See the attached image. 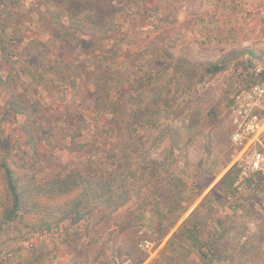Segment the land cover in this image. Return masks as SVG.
Returning <instances> with one entry per match:
<instances>
[{
	"label": "rangeland",
	"instance_id": "1",
	"mask_svg": "<svg viewBox=\"0 0 264 264\" xmlns=\"http://www.w3.org/2000/svg\"><path fill=\"white\" fill-rule=\"evenodd\" d=\"M143 1L148 9L145 21L123 16L122 10L118 19L130 29L122 26L107 40L111 47L120 30L131 34L124 40L130 48L106 63L115 77L110 81L113 98L123 111L109 124L111 133L94 137L97 120L92 113H100L92 111L93 97L84 91L81 98L58 84L36 89L32 83L29 88L25 78L15 80L12 73L8 84L16 86L24 109L15 114L0 86V264H136L130 239L137 240L139 251L143 240L152 241L148 252H140L144 256L140 264H264V179L255 176L250 185L247 179L254 174L242 177L238 165L229 167L233 83L250 78L251 68L264 62V0ZM30 12L36 16V11ZM142 24L146 31L137 37ZM53 33V28L40 23L22 31L20 52L30 58L27 46L38 48L40 41L46 50L58 47ZM41 56L43 65L53 58L49 53ZM63 56L67 62L78 61L77 51ZM215 65L224 67L215 74L207 71ZM138 107L150 115L131 125V111ZM27 122L48 130L36 151L21 127ZM132 129L139 137L135 143ZM80 130L84 136H76ZM127 146L135 155L137 174L147 168L148 159L164 163L162 169L173 177V192L178 193L174 197L181 198L183 206L190 205L174 225L171 222L181 209L170 211L168 220L166 206L157 207L160 191L153 184L138 188L142 193L111 217L97 218L90 233L87 223L72 216L56 224L68 201L48 191V186L38 198L44 226L34 230L30 214L6 219L12 196L3 162L20 184L48 185L50 177L60 172L75 169L94 176L125 163ZM258 148L264 152V137ZM234 168L239 171L235 184L239 189L230 196L204 200ZM143 182L137 180L136 185ZM195 208L199 212L186 226L193 237L178 238L167 248L172 234Z\"/></svg>",
	"mask_w": 264,
	"mask_h": 264
},
{
	"label": "trees",
	"instance_id": "2",
	"mask_svg": "<svg viewBox=\"0 0 264 264\" xmlns=\"http://www.w3.org/2000/svg\"><path fill=\"white\" fill-rule=\"evenodd\" d=\"M131 1L135 0H0V62H3L2 66L0 64V86L8 94L7 105L13 113L22 114L24 109L20 108L22 100L17 96L16 86L10 87V84H8L9 75L12 73L16 75L15 80L25 78L29 88L32 83L35 84L36 89L42 88L41 85L45 84H58L63 88L67 87L76 95L79 94L81 98L84 97V94H82V91H84L86 96L93 97L92 111L100 113L99 115L92 113L97 120L96 125L93 126L94 137L101 135V133H111L112 130L109 124H114L115 119H118L123 111L119 100L113 98L114 93L111 92L110 81L114 82L115 77L109 72L106 63L109 57L111 59L117 58L122 50L130 48L128 45L124 46V40L131 34L130 31L123 32V30H120L119 38L113 40L111 47H107V40L112 38L111 35L117 29H121L122 26L130 29L128 24L127 26L122 25L118 19V13L122 10L125 11L123 16L126 14L133 15L141 22L145 21L148 14V9L143 0H137L138 4H133ZM34 3L35 8L32 7ZM125 4L128 8H131H122ZM42 7L45 8V11H42ZM21 9H24V11ZM31 10L36 11V16L31 15ZM38 23L42 24L43 27L53 28L54 33L51 34V38L56 40L55 44L58 47H53L51 41L50 45L53 49L50 51L46 50L41 41L38 48L27 46V55L30 57L27 59L22 51L20 52V45L24 39L21 32L34 27ZM145 26L146 24L141 25L137 37L144 36ZM73 51L78 52L77 62L80 61V64L72 61L67 62V59L63 56V54L66 55ZM249 52L252 55H258L254 50H249ZM45 53H49L53 58L43 65L40 59L41 55ZM21 56L25 60H23L24 58L21 59ZM59 57L62 60H59ZM19 61L22 64L18 66ZM223 67L215 65L213 68L208 67L207 71L215 74L221 71ZM148 80H150V76H148ZM28 87L25 89L27 90ZM122 89L120 87L119 91H122ZM34 111L36 112L35 115H38V111ZM144 113L142 108L131 111L129 124L136 125L140 119L150 115V113ZM103 120H105V124L102 123ZM41 122L43 123L40 119L39 123L42 125ZM21 127L26 135L27 142L31 143V147L35 151L38 150L40 142L44 140L43 137L45 136L43 135H46L48 130L44 129L45 127L40 128L39 124L29 126L28 122ZM132 130H134V133L130 137L135 143L139 140V137L136 135V130ZM78 135L84 136V131L80 130L76 133V136ZM128 147L123 148L126 153L125 163L120 162L112 166V169L94 176H89L75 169L60 172L50 177L48 185L40 183L32 184V186L20 184L14 170L8 163L3 162L2 166L5 171L8 189L12 196V207L7 212L6 219L22 218L30 214L32 220L35 221V223L30 224L32 228L34 227V230L44 226L43 223L47 222H44L40 215L44 208L38 198L45 191V186H48V191L53 192L54 195L64 196L68 201L66 209H63V215L56 224L72 216L76 221L87 223L86 228L90 233L93 231L92 228L96 229L94 221L97 218L101 220L111 217L136 195L142 193L138 188H145L146 185L153 184L157 185L155 191H160L158 195L156 194L158 198L157 207L166 206L168 213L165 214V217L169 218L168 220L171 216L170 211L181 209L174 221L171 222L174 225L190 205L183 206L181 198L174 197V194L178 195V193L173 192L175 186L172 182L173 177L166 175V170L162 169L164 163L159 164L154 159H148L144 163L150 165L147 164V168L137 174L138 169L134 167V164H136L135 155ZM135 150L134 148L133 151L135 152ZM164 162L167 161L164 160ZM255 176L259 180L264 179V174L257 172L253 177L247 179L250 185ZM238 179L239 171L234 168L228 172L218 186L206 195L204 200L210 196H215V199H218L222 195L230 196L234 194L239 189L238 186H235ZM137 180L144 181L142 186L136 185ZM31 188H34V190ZM198 212L199 209L195 208L182 223V226L172 234L167 243V248H170L178 238L184 240L185 237L187 239L193 237L187 233L186 226ZM50 227L48 226V229ZM190 232H193V230H190ZM93 235H96L95 232H93ZM138 239H141V237ZM130 241H132L131 248L136 252V264H140L144 258L143 253H140L142 250L139 251L136 248V239H130Z\"/></svg>",
	"mask_w": 264,
	"mask_h": 264
},
{
	"label": "built area",
	"instance_id": "3",
	"mask_svg": "<svg viewBox=\"0 0 264 264\" xmlns=\"http://www.w3.org/2000/svg\"><path fill=\"white\" fill-rule=\"evenodd\" d=\"M230 143L233 160L229 167L238 165L241 176L257 172L264 174V152L258 148L264 137V62L256 63L250 78L233 83ZM152 241L143 240L140 248L148 252Z\"/></svg>",
	"mask_w": 264,
	"mask_h": 264
},
{
	"label": "crops",
	"instance_id": "4",
	"mask_svg": "<svg viewBox=\"0 0 264 264\" xmlns=\"http://www.w3.org/2000/svg\"><path fill=\"white\" fill-rule=\"evenodd\" d=\"M1 91H2V90H1ZM1 91H0V92H1ZM5 95H6V97H7V94H6V92H5ZM7 98H8V97H7Z\"/></svg>",
	"mask_w": 264,
	"mask_h": 264
}]
</instances>
